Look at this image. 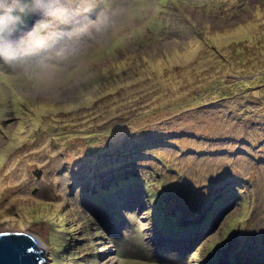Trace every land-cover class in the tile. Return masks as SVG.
Here are the masks:
<instances>
[{
  "label": "rangeland",
  "instance_id": "374dc122",
  "mask_svg": "<svg viewBox=\"0 0 264 264\" xmlns=\"http://www.w3.org/2000/svg\"><path fill=\"white\" fill-rule=\"evenodd\" d=\"M162 1L38 0L15 35L35 10L0 0L29 14L0 39V231L46 264H264V0ZM179 207L211 212L189 246Z\"/></svg>",
  "mask_w": 264,
  "mask_h": 264
},
{
  "label": "trees",
  "instance_id": "16d2710c",
  "mask_svg": "<svg viewBox=\"0 0 264 264\" xmlns=\"http://www.w3.org/2000/svg\"><path fill=\"white\" fill-rule=\"evenodd\" d=\"M37 1L38 0H29V2L26 3V10L27 11L28 10H32V11L35 10L32 13L31 17L36 16L37 11L40 9V5H42V4H39V2H37ZM159 1H161V0H159ZM164 1L165 0H163L162 3L158 4L156 8L160 7L163 4ZM22 11H23V9H20V7H18L17 9H16V7H13L11 9H8L7 12L5 11L3 13H0V20H1L0 25H3V26L5 25V29H4L3 32H11L13 30V29H9V26L11 24H15V22L17 20H19V19L26 20L29 17V14H27V15H20L19 13H21ZM15 13H17V14L15 15ZM3 16H5L7 18L5 20H3V18H2ZM29 22H30V20H29ZM29 22H28V24H29ZM242 25L246 26L248 24H242ZM215 35H218L219 36L221 34L218 32ZM201 40L204 41L205 38L203 40V36H202V37L199 38V41H201ZM205 41H207V40H205ZM238 43H242V40L241 39H234L231 44H228V46L235 48L236 44H238ZM217 46L218 45H216V47ZM227 51H229L228 48H227ZM238 54L241 55L242 53L240 51H238V50H235L233 56L238 55ZM218 81H219V86H221L222 83H223V85L221 86V88H226L225 90H230V89H232V86L233 85H236L237 86L236 87L237 90H240V91H244L245 90V88H243V86L244 85L246 86V83L245 82H247L246 79L243 78V79H235V80H233L232 83H227L226 80L223 77H218ZM237 90H234V88H233L232 91H231V93L236 94V91ZM247 91H251V89H248ZM231 93H229V94H231ZM156 144H157L156 142H152L151 143V145H153V147H152L153 149L151 148V150H148V152L151 155H148L147 154V156H149L151 158H155L156 157L155 158L156 160L157 159H160L162 161V164L165 165V162L160 158V156H155V155L152 154V153L155 154V152H162L160 149H158V147H157L156 150L154 149V148H156V147H154ZM99 150L100 149H98L97 151H99ZM157 171H158V168H154L152 170V172L158 174L159 172H157ZM163 178H165V177L163 176ZM198 207L200 208V205ZM198 207H197V210H198ZM195 209H196V207L194 208L193 211H190V208L189 207L186 208V209H182V207H179L178 208L179 211L177 213V216H174L172 214L167 215L165 212L164 213L160 212L159 215L156 214V216H159V221L160 222H163L161 224H164L166 221H170L173 226H179L180 229L178 231H184V234L186 233L185 237L188 235L187 238L184 239L185 243H181V244L182 245L187 244L189 246L192 243H194V236H196L197 234H201V232L203 231V228L200 227V228L197 229V231H195L193 233L192 232H188V231H191V229L195 225H205V224H207L208 223V220H210V215H211V212H210V209H209V210H206L204 212L202 218L198 222H195V223H192V222H184V219L185 218L189 217L191 214H193L194 212L197 211V210L195 211ZM67 249H68V247H67ZM63 255L68 256L67 253H63ZM68 260H69V257L67 259H65V261H64L65 264H70L71 261L70 260L68 261Z\"/></svg>",
  "mask_w": 264,
  "mask_h": 264
},
{
  "label": "water",
  "instance_id": "95a60500",
  "mask_svg": "<svg viewBox=\"0 0 264 264\" xmlns=\"http://www.w3.org/2000/svg\"><path fill=\"white\" fill-rule=\"evenodd\" d=\"M38 236L29 231H0V264H45Z\"/></svg>",
  "mask_w": 264,
  "mask_h": 264
},
{
  "label": "clouds",
  "instance_id": "9594fccd",
  "mask_svg": "<svg viewBox=\"0 0 264 264\" xmlns=\"http://www.w3.org/2000/svg\"><path fill=\"white\" fill-rule=\"evenodd\" d=\"M39 11H40V9L37 11V13H39ZM37 13H36V14H37ZM35 17H36V16L30 18V22H29V24H27V26H26L22 31L19 30V32H15V33H13V34L17 35V34H19V33H23L25 30L31 28V26H32V24H33V21H34ZM20 20H21V19L17 20L15 23L19 22ZM4 29H5V25H4V26H3V25H0V39H1V40H4V39H5V36H6L7 34H10V32H7V33H5V36H4V34H3ZM157 175H160V173H158ZM163 176L165 177L166 174H164ZM29 232H30V231H29ZM31 233L35 234L34 232H31ZM182 234H184V231H181V235H182ZM40 239H41V238H40ZM42 241H43V243L46 245V241H44L43 239H42ZM39 242H40V241H39ZM41 246H42V245H41ZM43 250H44V247L42 246V253L44 252ZM44 256H45V254H44ZM45 257H46V263H47V258H48V257H47V255H46ZM46 263H45V264H46Z\"/></svg>",
  "mask_w": 264,
  "mask_h": 264
},
{
  "label": "bare ground",
  "instance_id": "6f19581e",
  "mask_svg": "<svg viewBox=\"0 0 264 264\" xmlns=\"http://www.w3.org/2000/svg\"><path fill=\"white\" fill-rule=\"evenodd\" d=\"M40 243V242H39ZM179 246V245H178ZM185 248L187 247V246H184Z\"/></svg>",
  "mask_w": 264,
  "mask_h": 264
}]
</instances>
